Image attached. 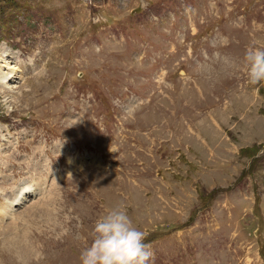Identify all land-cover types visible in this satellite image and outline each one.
Here are the masks:
<instances>
[{
    "label": "rangeland",
    "instance_id": "374dc122",
    "mask_svg": "<svg viewBox=\"0 0 264 264\" xmlns=\"http://www.w3.org/2000/svg\"><path fill=\"white\" fill-rule=\"evenodd\" d=\"M253 44L264 0H0V264H81L118 204L150 264H264Z\"/></svg>",
    "mask_w": 264,
    "mask_h": 264
},
{
    "label": "clouds",
    "instance_id": "9594fccd",
    "mask_svg": "<svg viewBox=\"0 0 264 264\" xmlns=\"http://www.w3.org/2000/svg\"><path fill=\"white\" fill-rule=\"evenodd\" d=\"M243 62L248 83H264V47L248 46ZM90 238L91 243L80 253L81 264H150L154 259L146 233L134 225L122 204L95 220Z\"/></svg>",
    "mask_w": 264,
    "mask_h": 264
},
{
    "label": "bare ground",
    "instance_id": "6f19581e",
    "mask_svg": "<svg viewBox=\"0 0 264 264\" xmlns=\"http://www.w3.org/2000/svg\"><path fill=\"white\" fill-rule=\"evenodd\" d=\"M4 53V52H3ZM8 56V55H7ZM15 61H13V60H11L10 61V58L8 57H1V54H0V83L1 84H5V81L7 82V80L9 79V80H11V78H14V76L16 75V73L15 72H18V66H17V62L16 63H14ZM14 63V64H13ZM18 74V73H17ZM19 75V74H18ZM19 77H20V75H19ZM6 87H8L7 85H6ZM11 96H13V95H10L7 99H5L6 100V102L7 103H11L12 102V97ZM10 98H12V99H10ZM58 149H59V147H58ZM48 161V160H47ZM36 163V162H35ZM23 186H20V188L16 191V194H15V196H14V198H17L16 199V201L15 202H17V203H19L20 202V199L22 198V197H24V196H26L27 195V193H30V192H35V189L33 190V187L31 186V184H28V183H26V182H24L23 184H22ZM42 198V197H41ZM9 199V198H8ZM40 198H38V199H36V200H34L35 202L37 201V200H39ZM23 200V199H22ZM12 201V200H11ZM33 201V202H34ZM9 202V201H8ZM14 201H12V203H10V205L8 204H6V206H5V208H7V211H6V213H7V215L8 214H10L9 212H11V210H14L13 209V206L15 205V204H17V203H15ZM31 203L30 205H27L26 207H30V206H32L34 203ZM30 211V210H29ZM30 213V212H29ZM12 214V213H11ZM9 217V216H8ZM7 241V240H6Z\"/></svg>",
    "mask_w": 264,
    "mask_h": 264
}]
</instances>
